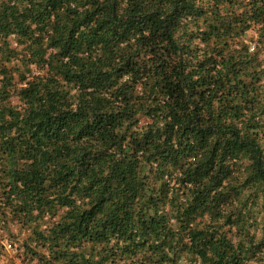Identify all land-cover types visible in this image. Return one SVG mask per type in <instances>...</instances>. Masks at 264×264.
<instances>
[{
    "label": "trees",
    "instance_id": "trees-1",
    "mask_svg": "<svg viewBox=\"0 0 264 264\" xmlns=\"http://www.w3.org/2000/svg\"><path fill=\"white\" fill-rule=\"evenodd\" d=\"M263 50L264 0H0V264H264Z\"/></svg>",
    "mask_w": 264,
    "mask_h": 264
},
{
    "label": "rangeland",
    "instance_id": "rangeland-1",
    "mask_svg": "<svg viewBox=\"0 0 264 264\" xmlns=\"http://www.w3.org/2000/svg\"><path fill=\"white\" fill-rule=\"evenodd\" d=\"M251 34H253V36H254V33H251ZM252 38H254V37H252ZM9 252L11 255H13V252L11 250ZM11 264H21V263L18 259L14 258V263H11Z\"/></svg>",
    "mask_w": 264,
    "mask_h": 264
},
{
    "label": "built area",
    "instance_id": "built-area-1",
    "mask_svg": "<svg viewBox=\"0 0 264 264\" xmlns=\"http://www.w3.org/2000/svg\"><path fill=\"white\" fill-rule=\"evenodd\" d=\"M256 45H257L256 40H253V41L251 42L250 49L252 50L254 47H256ZM263 54H264V50H263Z\"/></svg>",
    "mask_w": 264,
    "mask_h": 264
}]
</instances>
